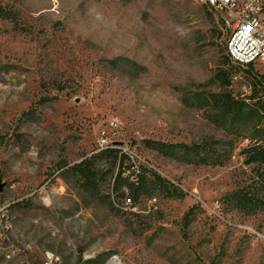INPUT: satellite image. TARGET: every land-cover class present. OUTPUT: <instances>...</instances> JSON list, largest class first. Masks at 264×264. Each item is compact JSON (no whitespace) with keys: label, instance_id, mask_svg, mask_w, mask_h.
<instances>
[{"label":"rangeland","instance_id":"obj_1","mask_svg":"<svg viewBox=\"0 0 264 264\" xmlns=\"http://www.w3.org/2000/svg\"><path fill=\"white\" fill-rule=\"evenodd\" d=\"M0 2L18 16V27L0 19V264H264V213L220 202L252 184L240 155L249 140L223 167L142 144L231 139L178 89L220 92L228 81L234 96L263 99L264 63L231 65L223 13L194 0ZM106 147L184 195L111 212L69 170Z\"/></svg>","mask_w":264,"mask_h":264},{"label":"trees","instance_id":"obj_2","mask_svg":"<svg viewBox=\"0 0 264 264\" xmlns=\"http://www.w3.org/2000/svg\"><path fill=\"white\" fill-rule=\"evenodd\" d=\"M0 19L18 27L16 13L1 2ZM227 59L235 68L251 71L252 66L243 68L233 64L229 57ZM228 84V81L223 82L220 92L178 91L182 93V105L201 111L204 119L221 131L223 136L230 137V140L211 138L187 144L147 139L142 144L146 149L177 163L194 167H223L233 156L236 140L241 137L249 140L248 146L241 149L240 155L244 156V164L251 166L254 173L252 184L228 192L220 202L226 208L240 213H264V97H236L226 89ZM69 170L75 175L76 187L111 212H123V206L133 207L141 199H180L184 195L180 187L119 148H102L74 164ZM126 200L131 203L127 205ZM191 211L185 214L186 219Z\"/></svg>","mask_w":264,"mask_h":264},{"label":"built area","instance_id":"obj_3","mask_svg":"<svg viewBox=\"0 0 264 264\" xmlns=\"http://www.w3.org/2000/svg\"><path fill=\"white\" fill-rule=\"evenodd\" d=\"M194 1L223 13L229 32L225 53L233 64L246 68L264 63V0ZM100 140L101 146H106L105 139Z\"/></svg>","mask_w":264,"mask_h":264},{"label":"water","instance_id":"obj_4","mask_svg":"<svg viewBox=\"0 0 264 264\" xmlns=\"http://www.w3.org/2000/svg\"><path fill=\"white\" fill-rule=\"evenodd\" d=\"M1 189H2V185H0V192L2 191Z\"/></svg>","mask_w":264,"mask_h":264}]
</instances>
